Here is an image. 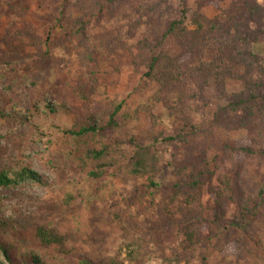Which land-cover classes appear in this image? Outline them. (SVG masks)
Segmentation results:
<instances>
[{
	"label": "trees",
	"instance_id": "trees-1",
	"mask_svg": "<svg viewBox=\"0 0 264 264\" xmlns=\"http://www.w3.org/2000/svg\"><path fill=\"white\" fill-rule=\"evenodd\" d=\"M2 1L13 16L24 17L27 7L22 0ZM167 1L84 0L77 17H65L68 0H61L63 9L56 20L66 19L70 27L65 35L79 42L86 40L84 30L94 14L97 21L112 12L114 17L121 15L131 39L142 29L139 38L123 49L144 87L154 88L150 101L132 111L110 104L96 112L93 90L79 74L72 89L77 106L46 109L62 108L70 117L71 125L60 131L73 139L74 157L92 186L109 177L132 183L134 196L136 182H146L140 197L151 198L149 231L179 236L174 264H192L195 259L209 264L208 259L221 255L230 243L238 253L236 262L220 256L216 264H264V56L254 48L264 49V6L258 0H231L208 17L204 10L214 7V0H194L191 7L188 0H177L179 16L164 21L162 5ZM86 2L93 11H87ZM20 35L21 44L38 50L40 59L46 56L31 26L25 24ZM235 83L238 93L196 118L194 103L206 99L207 91L222 93ZM152 103L162 106L166 119L153 112ZM133 124L136 134L128 133ZM240 131L248 145L240 146L229 137ZM167 150L170 158L164 161ZM163 164L172 172L170 180H162ZM26 181L42 187L48 183L29 168L13 177L0 174V188ZM205 195L209 202H204ZM73 201L72 196L64 198L67 207ZM230 207L235 212L228 219ZM5 225L0 221L1 228ZM33 242L42 250H55L68 264H142L150 241L131 238L110 255L104 238L95 237L89 245L93 255H88L69 246L57 230L39 225ZM0 252L7 264H17L14 247L0 242ZM27 259L25 264H50L32 251Z\"/></svg>",
	"mask_w": 264,
	"mask_h": 264
},
{
	"label": "rangeland",
	"instance_id": "rangeland-1",
	"mask_svg": "<svg viewBox=\"0 0 264 264\" xmlns=\"http://www.w3.org/2000/svg\"><path fill=\"white\" fill-rule=\"evenodd\" d=\"M83 1L68 0L65 17H77V7ZM230 1L214 0V7L206 8L204 13L214 17L216 8H226ZM22 2L27 9L24 17H18L0 0V174L13 177L21 169L29 168L40 173L48 183L47 187H42L26 181L9 189L0 188V221L7 224L0 227L1 244L14 247L13 258L17 264L27 263L31 251L50 264H68L55 250H42L35 245L33 234L40 225L57 230L67 237L69 246L88 255H93L89 245L95 237L104 238L110 255H115L127 240L144 238L150 242L147 260L142 264H174L179 236L175 232L167 236L149 231L151 198L140 197L146 182H136L134 196L130 194L132 183L124 185L109 177L92 186L74 157L73 139L60 131L71 125L70 117L65 109L55 112L46 109L56 105L68 109L77 106L72 89L79 74L86 76L93 90L96 112L110 104H121L122 111H132L149 102L154 86L144 87L141 77L133 73L123 49L139 38L142 29L131 39L127 20L121 15L114 17L112 12L97 21L98 15L94 14L84 30L86 40L79 42L65 35L70 27L66 19L56 20L63 9L61 0ZM193 2L188 0V6ZM258 2L264 6V0ZM85 4L88 12L94 10L91 2ZM162 7L167 13L162 17L164 21L179 16L177 0H168ZM25 24L31 26L35 37L42 42L41 54L46 53L43 59L38 50L20 43V32ZM254 48L264 56L263 47L255 45ZM7 60L9 63H4ZM239 91L238 83L222 93L207 91L206 99L194 103V108H198L196 118L200 119L210 108ZM151 105L156 115L167 118L161 105ZM139 119L140 129L144 130V118ZM131 128L128 133L136 134L134 124ZM229 137L240 146L248 145L243 131L232 132ZM169 154L167 150L164 161L169 160ZM160 173L162 180L172 178L165 164L160 167ZM68 195L74 199L70 207L64 204ZM209 201L210 197L205 195L204 202ZM234 212L235 208L230 207L227 218ZM220 256L235 263L238 253L230 243L221 255H212L208 263L216 264ZM0 264H7L1 252ZM192 264L199 262L195 259Z\"/></svg>",
	"mask_w": 264,
	"mask_h": 264
}]
</instances>
